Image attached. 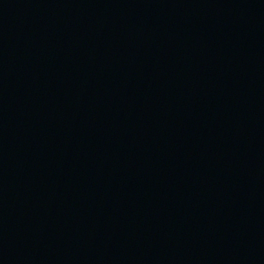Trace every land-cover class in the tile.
<instances>
[{
    "label": "water",
    "instance_id": "water-1",
    "mask_svg": "<svg viewBox=\"0 0 264 264\" xmlns=\"http://www.w3.org/2000/svg\"><path fill=\"white\" fill-rule=\"evenodd\" d=\"M0 264H264V0H0Z\"/></svg>",
    "mask_w": 264,
    "mask_h": 264
}]
</instances>
